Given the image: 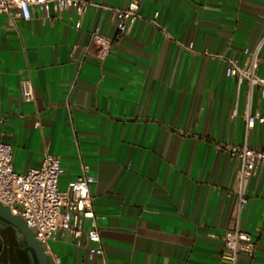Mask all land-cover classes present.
Segmentation results:
<instances>
[{"label": "crops", "instance_id": "crops-1", "mask_svg": "<svg viewBox=\"0 0 264 264\" xmlns=\"http://www.w3.org/2000/svg\"><path fill=\"white\" fill-rule=\"evenodd\" d=\"M89 1L83 14L37 6L30 20L15 9L0 14V142L11 145L14 169L40 167L49 151L67 190L88 168L108 264H229L223 236L235 224L239 163L224 145L264 146V124L246 121L249 105L263 111L264 99L226 76L224 57L243 66L245 49L257 48L264 0H145L142 18L104 60L91 33L114 37L104 7L129 0ZM259 60L264 76V45ZM27 77L33 102L21 97ZM247 196L241 228L256 253L238 264H264V163ZM49 245L61 264L102 263L84 238L78 246L66 234ZM0 264H35L2 219Z\"/></svg>", "mask_w": 264, "mask_h": 264}, {"label": "built area", "instance_id": "built-area-1", "mask_svg": "<svg viewBox=\"0 0 264 264\" xmlns=\"http://www.w3.org/2000/svg\"><path fill=\"white\" fill-rule=\"evenodd\" d=\"M145 0H129L126 7H108L115 17L117 34L110 37L101 34L97 29L91 33L90 47L98 46L100 60H104L113 46L130 31L135 22L142 18L139 10ZM94 3L89 0H0V14L12 16L17 10V16L24 20L32 17L31 8L37 6L47 15L53 10L76 9L83 14ZM164 34L170 37L164 29ZM264 45V35L256 49H245L248 55L246 63L241 66L237 59L224 57L226 62L225 74L237 80L238 85L247 83L250 92L259 88L260 96L264 99V76L259 74V51ZM193 50L191 45H183ZM21 97L24 102H33L36 98L32 79L22 80ZM246 121L249 127L256 122L264 124V110L248 107ZM224 149L236 157L239 167L235 179L237 194L236 219L232 228L223 236V246L229 264H238L241 254L249 258L255 256V243L252 234L241 228V214L249 199L247 188L252 176L264 163V146L251 147L248 144L235 145L227 143ZM64 173L58 156L47 151L38 168L19 173L14 169L13 149L11 145L0 142V202L8 206L12 213L19 215L35 233L44 251L50 258L51 264H61L60 258L52 252L49 245L66 234L70 235L78 246L86 241L89 257L99 256L101 264H108L102 244L101 232L94 209L91 185L94 177L88 174V168L82 167V173L70 184L67 190L60 189V178ZM88 220L89 228L83 227L82 221Z\"/></svg>", "mask_w": 264, "mask_h": 264}, {"label": "water", "instance_id": "water-1", "mask_svg": "<svg viewBox=\"0 0 264 264\" xmlns=\"http://www.w3.org/2000/svg\"><path fill=\"white\" fill-rule=\"evenodd\" d=\"M0 219L17 229L22 247L31 252L35 264H51L49 256L35 237L34 231L26 225L19 215L13 214L11 209L2 202H0Z\"/></svg>", "mask_w": 264, "mask_h": 264}]
</instances>
